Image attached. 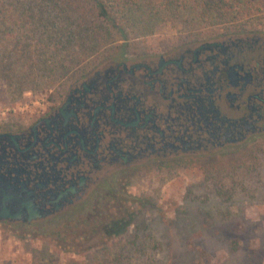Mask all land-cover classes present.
<instances>
[{"label":"rangeland","instance_id":"1","mask_svg":"<svg viewBox=\"0 0 264 264\" xmlns=\"http://www.w3.org/2000/svg\"><path fill=\"white\" fill-rule=\"evenodd\" d=\"M210 1L216 13L201 23H146L144 36L123 41L112 33L93 47L81 46L88 39L64 45L57 28L36 21L0 20V134L30 126L109 59L129 64L188 43L264 36V0ZM1 4L4 19L22 7ZM43 61L65 67L50 74ZM122 183L114 199L100 200L98 220H87L92 211L85 206L43 227L0 222V264H264V138L229 152L151 163Z\"/></svg>","mask_w":264,"mask_h":264},{"label":"flooded vegetation","instance_id":"2","mask_svg":"<svg viewBox=\"0 0 264 264\" xmlns=\"http://www.w3.org/2000/svg\"><path fill=\"white\" fill-rule=\"evenodd\" d=\"M12 134L16 146L0 149V164L16 169L50 210L39 226L85 206L92 219L130 172L264 138V36L188 43L129 64L108 60Z\"/></svg>","mask_w":264,"mask_h":264},{"label":"trees","instance_id":"3","mask_svg":"<svg viewBox=\"0 0 264 264\" xmlns=\"http://www.w3.org/2000/svg\"><path fill=\"white\" fill-rule=\"evenodd\" d=\"M3 1H7L9 9L19 5L22 7L17 9L18 13L12 12L5 19L1 17V21L10 26L23 21H36L46 30L55 27L57 33L54 36L62 39L64 45H70L74 40L82 43L88 39V42L81 44L83 47H93L100 38L105 39L112 33L123 41L144 36L150 30V27L145 26L146 23L155 24L156 21L166 20L185 24L188 21L201 23L216 13V10H212L215 1L210 0H0V7ZM26 5H29L28 9H25ZM33 7H36L35 17L29 18L27 15L33 11ZM7 10L0 9V14L3 15ZM58 61L50 62L49 65L43 61V64L52 74L54 69L65 67L64 62L57 65Z\"/></svg>","mask_w":264,"mask_h":264},{"label":"water","instance_id":"4","mask_svg":"<svg viewBox=\"0 0 264 264\" xmlns=\"http://www.w3.org/2000/svg\"><path fill=\"white\" fill-rule=\"evenodd\" d=\"M18 137L12 133L0 134V149L16 146ZM52 205V202H48ZM59 206L53 209L57 210ZM50 214L35 202V196L25 182L18 179V171L12 168H2L0 164V222L30 223L43 219Z\"/></svg>","mask_w":264,"mask_h":264}]
</instances>
